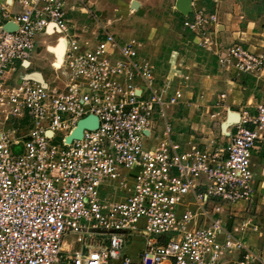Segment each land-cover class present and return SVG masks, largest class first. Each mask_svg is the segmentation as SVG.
<instances>
[{
    "label": "built area",
    "instance_id": "2783aa9c",
    "mask_svg": "<svg viewBox=\"0 0 264 264\" xmlns=\"http://www.w3.org/2000/svg\"><path fill=\"white\" fill-rule=\"evenodd\" d=\"M66 2L0 4V264H264L237 208L254 194L264 104L228 116L223 144L181 143L168 113L183 98L181 65L161 74L90 12L72 28ZM183 17L205 48L217 16L192 6ZM41 37L48 77L30 64ZM225 49L221 63L264 71L246 44Z\"/></svg>",
    "mask_w": 264,
    "mask_h": 264
},
{
    "label": "crops",
    "instance_id": "0c3cea01",
    "mask_svg": "<svg viewBox=\"0 0 264 264\" xmlns=\"http://www.w3.org/2000/svg\"><path fill=\"white\" fill-rule=\"evenodd\" d=\"M132 1L129 0L127 5L125 3L116 5L112 0H67L68 22L72 28L81 27L86 22L87 16L84 14L86 11V13L90 12L98 17L102 25L112 31L108 25L112 19L133 17L131 14H125L127 10H136L131 8ZM136 1L140 4L137 11H140L143 7L142 0ZM3 2L4 0H0V4ZM209 3L210 6L206 9L202 0L192 1L193 7H201L207 14H215L219 23L217 28L214 24L207 25L208 32L204 36L208 44L205 48L203 45L196 44L195 34L191 32L193 46L173 51L169 55L167 54V58L164 56L165 59L160 58L164 52L165 39H167L163 34L160 36L158 48L146 51V58L155 62L163 72L167 73L170 63L174 62L175 67L178 64L181 65V72L187 76L186 80L180 81L186 93V95L183 94L176 111L177 115L181 112V118L173 120L176 137L181 143L199 140L209 145L223 144L224 140L216 132L215 124L209 126L203 123L202 120L205 117L207 119L204 121L213 122L221 116L227 119L231 113L241 110L254 115L258 105L264 104V71L243 75L230 62L221 63L220 61L221 57L227 58L225 48L239 42L246 44L254 54L264 56V13L259 17L244 18L239 3L229 0H209ZM172 9L175 12V0ZM2 18L3 12H0V23ZM137 44L141 47L140 43ZM39 45H43L42 37L39 38L37 47ZM37 52L36 49L30 64L33 69L36 67L41 70L36 60ZM46 53L50 54L47 51ZM174 72L175 70H172V73ZM170 111L168 113L171 116ZM195 120H199V122H195ZM223 123L226 121L219 123V132ZM251 161L254 172L253 188L255 192L253 196L255 201L252 206V226L249 228V231H252V236L249 240L252 239V248L264 256V143L258 151L253 152ZM240 203L237 208L244 209L245 212V208H241ZM259 211H263V217H259ZM241 216L245 215L241 213Z\"/></svg>",
    "mask_w": 264,
    "mask_h": 264
},
{
    "label": "rangeland",
    "instance_id": "374dc122",
    "mask_svg": "<svg viewBox=\"0 0 264 264\" xmlns=\"http://www.w3.org/2000/svg\"><path fill=\"white\" fill-rule=\"evenodd\" d=\"M193 1V0H192ZM200 1V0H195ZM206 5V9L209 8L210 3L209 0H202ZM231 2L239 3L242 8V15L244 18H252L259 17L264 13V0H229ZM114 4L127 5L129 0H112ZM143 7L140 11L137 10H127L125 14H131L132 18H118L112 19L108 24L111 28V32H113L118 39L125 41H135L140 43L141 47H139V52L142 56H147V49L153 48V50L158 48V42L160 40V36L163 34L166 36L165 39L166 44L164 45V55L162 53L160 58H167V54L169 55L173 51H177L183 47H192L193 44L191 42L192 33L188 29H186L182 24V16L179 12L172 9L174 4V0H142ZM154 4V6H152ZM157 6V7H156ZM198 41V40H197ZM197 44V43H196ZM48 45V42L43 43V45H39L37 47L38 56L36 60L39 63V67L41 68L40 72H43L45 77H48L51 74L50 62L53 60V56L51 54H47L45 50V46ZM170 51V52H169ZM164 58V59H165ZM161 66V65H160ZM34 69L38 70L36 67ZM161 74H164L161 68L158 69ZM19 70L17 69L18 73ZM181 90L184 95L185 88L180 84ZM177 107L170 111L171 118L177 119L181 118V112L177 115L176 113ZM207 119L206 117L204 120ZM203 121V123L210 125L215 124L216 132L220 133L219 123L220 121L225 122L226 119L219 118L217 121L211 122L210 120ZM195 122H199V120H195ZM211 122V123H210ZM174 124V121H173ZM176 133V132H175ZM255 192V189L254 191ZM254 196L245 203L241 202L240 207L245 208V212L242 213V218L246 219L249 222V225L252 226V206L254 202ZM260 212V211H259ZM263 211L259 213V217H263ZM262 222V221H260ZM259 227L261 225L259 224ZM264 229V226H263ZM252 236V231H249L247 234L248 237V245L252 247V239L249 238Z\"/></svg>",
    "mask_w": 264,
    "mask_h": 264
},
{
    "label": "water",
    "instance_id": "95a60500",
    "mask_svg": "<svg viewBox=\"0 0 264 264\" xmlns=\"http://www.w3.org/2000/svg\"><path fill=\"white\" fill-rule=\"evenodd\" d=\"M139 6H140V4L136 0L132 1V3H131V8L132 9H136L137 10L139 8ZM175 9L182 16L189 15V13L192 12V0H175ZM6 27L8 29L11 28L10 25H7ZM60 44L62 46H64V42L61 39H60L59 44L56 47L52 48V49H57ZM61 61H62V59H61ZM228 119H229V122L237 121L238 120V115L236 113L230 114ZM229 122L226 121V123L222 124V130H224L225 128L228 127V123ZM96 124H97V121H96V119L94 117H91L89 119H85V120L80 121L78 123V125H77V128L73 131V133L70 136H68L67 141H70L72 138H80L84 128H92V127L96 126Z\"/></svg>",
    "mask_w": 264,
    "mask_h": 264
},
{
    "label": "bare ground",
    "instance_id": "6f19581e",
    "mask_svg": "<svg viewBox=\"0 0 264 264\" xmlns=\"http://www.w3.org/2000/svg\"><path fill=\"white\" fill-rule=\"evenodd\" d=\"M50 51L54 52L55 57L58 61V64L60 63L62 56H63V52H64V46H62L61 44L59 45V47L57 49H50ZM59 59V60H58Z\"/></svg>",
    "mask_w": 264,
    "mask_h": 264
}]
</instances>
